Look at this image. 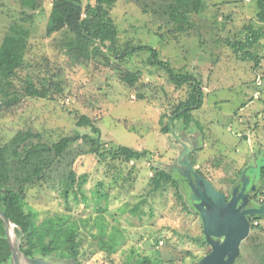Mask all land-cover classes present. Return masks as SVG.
<instances>
[{
  "label": "rangeland",
  "instance_id": "374dc122",
  "mask_svg": "<svg viewBox=\"0 0 264 264\" xmlns=\"http://www.w3.org/2000/svg\"><path fill=\"white\" fill-rule=\"evenodd\" d=\"M93 1L82 0L84 5ZM51 2L42 0L34 14L28 13L33 18L23 23L30 33L24 58L31 61L46 56L60 68L64 95L54 101L24 100L12 115L0 119L1 133L8 139L19 129H30L40 134L43 142L51 144L66 135L91 134L87 126L76 125V117L85 116L100 129L104 144L101 151L119 145L149 151L151 158L137 161L132 169L130 165L117 168L109 158L97 159L87 153L89 146L85 144L80 148L73 146L70 158L76 173L87 176V190L100 181L107 189L105 218L113 222L111 215L121 216L118 228L125 239L113 256L116 263H122L129 254L150 255L154 247L160 252L162 264H196L210 252L209 246L207 252V245L201 241L199 216L189 206V211L177 206L171 190L161 195L150 191L151 165L174 171V175L183 173L184 168L177 163L182 142L187 145L188 159L189 155L193 157L191 165L195 171L199 170L226 197L240 179L238 170L242 168L250 179L259 181L258 166L264 163V25L256 19L255 0H206L205 11L196 17L194 32L164 38L156 33L165 34L166 29H159L160 24L142 14L134 4L118 0L111 9L120 43L131 40L149 45L176 71L192 73L204 82L202 106L189 113L186 123L183 119L170 123L173 136L171 132H161L160 118L185 99L187 85L176 90L165 72L147 64L146 52L127 59L121 66L124 71L139 74L132 87L119 79L117 73L121 70L111 66L74 65L57 49L59 34L47 36ZM21 12L19 0H0V42L7 27L19 22ZM247 25L260 29L261 33L244 50L235 53L227 42L243 39L246 34L243 28ZM244 51L258 58L257 67ZM256 78L262 85L256 86ZM138 94L143 98L139 99ZM164 120L170 122L167 116ZM56 186L57 176L27 192V204L40 219L63 212ZM258 187L264 193V184L260 187L259 183ZM142 200L145 201L140 205L143 212L140 217L128 220L122 217ZM73 215L83 220L97 216L92 205ZM259 224L264 229V216ZM92 233L95 234L94 229ZM155 240L159 241L157 245ZM89 241L87 238L82 247L88 253L94 249L89 247ZM89 256L99 263L105 257L102 252ZM262 260L264 231L250 230L234 264H264Z\"/></svg>",
  "mask_w": 264,
  "mask_h": 264
},
{
  "label": "trees",
  "instance_id": "16d2710c",
  "mask_svg": "<svg viewBox=\"0 0 264 264\" xmlns=\"http://www.w3.org/2000/svg\"><path fill=\"white\" fill-rule=\"evenodd\" d=\"M117 1L94 0L84 5L82 0H52L46 24L47 36L59 34L57 49L64 52L74 65L87 67L97 63L105 67L111 66L112 69L121 70L117 73L119 79L128 83L130 87L136 85L139 74L124 71L121 66L127 59L146 52L149 55L147 64L165 72L176 90L184 85L188 88L185 99L175 104L169 113L160 118L161 132L170 134V128L172 129L170 123L180 119L186 123L190 117L189 113L202 106L205 99L204 82L192 73L176 71L149 45L134 43L131 40L120 43L119 32L110 15ZM126 1L139 8L142 14L158 22L159 29L161 27L166 29L165 34L159 31L156 33L162 38L166 35L194 32L196 17L201 15L207 6L206 0ZM41 2L42 0H19L22 9L19 22L15 21L8 26L5 36L1 39L0 119L12 115L26 99L54 101L64 95L63 73L60 68L46 56L31 61L24 58L30 33L23 23L33 18ZM255 3L256 19L258 23L264 25V0H255ZM29 12L33 14H28ZM243 29L246 32L243 39L227 42L235 53L244 50L247 43L261 33L260 29L255 30L251 25ZM200 36L198 35L199 38ZM244 54L249 60L255 61L256 67L258 66V58L245 51ZM137 97L143 98L141 94ZM166 116L169 123L164 120ZM76 118L77 127L87 126L91 134L66 135L49 144L42 141L40 134L30 129H19L8 139L0 130V210L15 225L14 233L19 250L29 258L71 256L89 260L90 254L102 252L105 257L100 264H114L113 255L125 239L118 228V219L121 216L111 215L113 222L105 218L109 193L102 181L92 190L85 188L87 176L78 175L73 169V159L70 158L72 147L80 148L81 144H85L89 146L87 153L97 159L109 158L117 168L130 165L129 168L132 169L134 163L151 158L152 154L145 149L136 150L121 145L101 151L104 144L101 142L100 129L85 116ZM189 161L193 164L191 155ZM242 169L238 170V176L241 175ZM258 169L260 172L258 182L261 187L262 183L264 184V163L258 166ZM57 171L59 172L56 174ZM151 171L150 191L161 195L171 190L177 206L189 211L184 195L174 178V171L154 165H151ZM196 172L204 177L199 170ZM130 173L129 171L128 175ZM55 176H57L56 197L63 212L40 219L36 211L27 204V192L52 182ZM231 182L234 184L236 181ZM260 190L261 188L258 189L260 195H263ZM144 201L133 206L122 217L126 220L140 217L143 214L140 205ZM91 205L95 208L97 215L95 218L89 217L85 220L75 218L73 215L75 211H79L80 208L84 211ZM261 218L251 220L250 230L264 231L259 224ZM93 229L95 234L92 233ZM87 238L90 240L89 247L94 248L89 253L82 248ZM158 242L155 240V245ZM197 242L204 245L199 240ZM127 257L128 260L131 259L132 254ZM10 258L4 224L0 219V264H10ZM262 261L264 263V260ZM129 263L162 264V260L160 252L153 247L150 255Z\"/></svg>",
  "mask_w": 264,
  "mask_h": 264
},
{
  "label": "water",
  "instance_id": "95a60500",
  "mask_svg": "<svg viewBox=\"0 0 264 264\" xmlns=\"http://www.w3.org/2000/svg\"><path fill=\"white\" fill-rule=\"evenodd\" d=\"M170 132L172 134L171 128ZM181 146L183 150L177 163L184 168V172L176 173L174 178L185 195L186 203L198 214L202 227L201 241L210 248V252L197 264H234L240 256L241 243L249 235L251 220L264 216V203L258 206L252 201L247 170L242 171L229 197H226L195 171L185 154L187 145L181 142ZM0 219L11 254L10 264H38L19 250L15 225L1 210Z\"/></svg>",
  "mask_w": 264,
  "mask_h": 264
},
{
  "label": "flooded vegetation",
  "instance_id": "af4514ba",
  "mask_svg": "<svg viewBox=\"0 0 264 264\" xmlns=\"http://www.w3.org/2000/svg\"><path fill=\"white\" fill-rule=\"evenodd\" d=\"M258 180L255 179H250L249 185H248V191L251 192V199L254 203H256L258 206H261L264 203V194L260 195V192L258 191ZM114 256V255H113ZM147 257L146 255H133L131 259L128 260V257L125 256V258L122 260V263L120 264H130L129 261L135 262L137 259ZM38 264H100L99 260L96 259V261L93 260L92 257H90L89 260H82L83 257H71V256H52V257H40L37 256L35 258H30ZM200 260V259H199ZM198 260V261H199ZM197 261V262H198ZM196 262V264H197ZM101 263L102 260H101ZM105 264H111V263H105ZM114 264H118L115 262L114 259Z\"/></svg>",
  "mask_w": 264,
  "mask_h": 264
},
{
  "label": "built area",
  "instance_id": "2783aa9c",
  "mask_svg": "<svg viewBox=\"0 0 264 264\" xmlns=\"http://www.w3.org/2000/svg\"><path fill=\"white\" fill-rule=\"evenodd\" d=\"M257 78H258V77H257ZM257 78H256V85H257V86L262 85L261 83H257ZM254 96H256V94H255Z\"/></svg>",
  "mask_w": 264,
  "mask_h": 264
}]
</instances>
